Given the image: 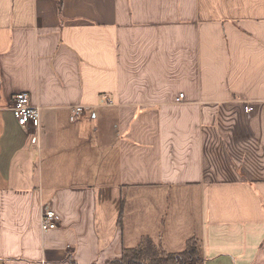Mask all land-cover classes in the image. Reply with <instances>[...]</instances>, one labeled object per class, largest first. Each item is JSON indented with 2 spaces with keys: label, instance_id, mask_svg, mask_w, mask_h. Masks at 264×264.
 <instances>
[{
  "label": "crops",
  "instance_id": "1",
  "mask_svg": "<svg viewBox=\"0 0 264 264\" xmlns=\"http://www.w3.org/2000/svg\"><path fill=\"white\" fill-rule=\"evenodd\" d=\"M145 239L264 264V0H0V264H108Z\"/></svg>",
  "mask_w": 264,
  "mask_h": 264
},
{
  "label": "built area",
  "instance_id": "2",
  "mask_svg": "<svg viewBox=\"0 0 264 264\" xmlns=\"http://www.w3.org/2000/svg\"><path fill=\"white\" fill-rule=\"evenodd\" d=\"M11 109L15 112L19 125L24 127L29 134H34L39 139L43 129L41 107L33 104L27 93H17L14 96ZM72 110L73 114L70 120L74 122L84 112V107L76 106ZM40 216V231L43 234L59 227L60 218L52 209L42 206Z\"/></svg>",
  "mask_w": 264,
  "mask_h": 264
},
{
  "label": "trees",
  "instance_id": "3",
  "mask_svg": "<svg viewBox=\"0 0 264 264\" xmlns=\"http://www.w3.org/2000/svg\"><path fill=\"white\" fill-rule=\"evenodd\" d=\"M201 258L194 243L189 244L185 252L169 254L149 239H145L140 247L126 249L121 259L112 260L108 264H199Z\"/></svg>",
  "mask_w": 264,
  "mask_h": 264
}]
</instances>
